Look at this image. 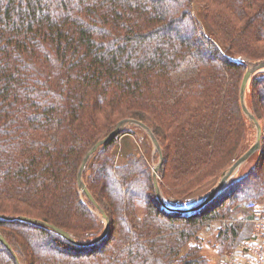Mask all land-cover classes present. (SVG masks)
I'll use <instances>...</instances> for the list:
<instances>
[{"label":"trees","instance_id":"obj_1","mask_svg":"<svg viewBox=\"0 0 264 264\" xmlns=\"http://www.w3.org/2000/svg\"><path fill=\"white\" fill-rule=\"evenodd\" d=\"M263 58L264 0H0V215L43 221L0 216L17 255L0 241V264H206L203 245L224 251L242 232L233 221L192 240L232 214L235 192L264 194V147L209 204L180 212L160 200L143 155L117 156L120 137L139 127L126 126L91 156V178L84 171L112 219L91 244L106 221L93 230L96 205L78 174L95 143L136 118L161 144L164 196L186 199L245 153L240 86L246 61ZM250 95L263 123L264 72Z\"/></svg>","mask_w":264,"mask_h":264},{"label":"rangeland","instance_id":"obj_2","mask_svg":"<svg viewBox=\"0 0 264 264\" xmlns=\"http://www.w3.org/2000/svg\"><path fill=\"white\" fill-rule=\"evenodd\" d=\"M196 8H197V10L196 11L193 10V13L196 16L199 15L200 17H202L203 16V14H202L203 6L201 8L199 4L198 5L196 4ZM246 97H247V103L252 105L249 88H247ZM261 119H262V122H263L262 125H263L264 124V116ZM250 124H251L252 129L250 130L249 140L247 142L245 140L244 147H246V149L244 152H246L256 142V137H257L256 136V128H255V125H253L252 123H250ZM263 136H264V133H263ZM263 147H264V137H263V144H262L261 148L259 150H257L256 152H254L244 162V164L242 165L243 166L242 168L239 167L235 171V173H233V175L227 181V183L230 180L236 179L237 177L246 174L252 168V166L256 163V161H258L259 154L263 150ZM115 148H116L115 151H116L118 157H123L127 153H130V152L139 153V154L143 155L145 157V159L147 160L148 164L151 166L152 171H153V177H154V172H155L154 169H155V166L160 161V153L158 152L156 145L153 142L152 138L150 137V135L148 134V132L144 128H142L140 126L134 127V131L122 135L120 137V139L118 140V143H117ZM242 155L243 154H240L239 156L236 155V157L233 158V163L238 158H240ZM92 173H93V170H92V167L90 165V167L88 169H86V171H85V178L86 179L91 178ZM223 173L221 175H218L214 179H212L213 181L210 180V181H212L211 184H213V182H214V184H213L214 186L209 187L211 184H208V186L205 188L204 184H203L202 186H199L195 190H193L190 193V195L187 196V198L184 200H182L178 197H173V201H174L175 205L189 206V205L195 204V203L199 202L200 200L204 199L208 195V193H210V191L219 183V181L221 180V178L223 176ZM158 180H160V173L158 175ZM238 185H239V183L235 184L234 187H236ZM207 189H209L207 191V193H205L201 198H199V196L203 192H205V190H207ZM239 193L240 192L237 191V193L235 192V195H233V197H234L233 200H235V202H238V204H237V206L234 207L235 209L232 211V214L225 219H218V220H214V221L210 222V224L212 225V228L210 229V231H206L207 229H206V225H205V227L202 229V230H205V233H202L201 236L198 238V240L194 239V240H192V242H196V243L201 244V245H202V243H201L202 240L204 242H207L208 239L213 237L215 232L222 227L221 225H222L223 221H225V222L233 221L234 224L244 228V225L247 223V222H245L246 221L245 219L249 216V211L246 209V203L250 200H255V201H259V202L263 201L264 202V194H262V196H259V197H246V198H243L242 200H240L241 196L239 195ZM222 196L223 195H221L220 197H222ZM228 202H230V199L227 201V203ZM140 212L142 213V209ZM93 213L96 215V220H95L96 225H95V227L92 226V228H94L93 230H95V232L98 233L103 228V225H104L103 221L105 220V218L103 217L102 212L99 211V209L96 207H93ZM108 218L110 221L112 220V219H110L109 216H108ZM109 228H110V230H112V223L111 222L109 223L108 227L106 224L104 231L105 230L108 231ZM243 228H242V231H243ZM202 230H201V232H202ZM241 235H242V232H241L240 236ZM211 241H214V239H211ZM228 242H229V239H228ZM235 242L227 245L228 247L225 248L224 251H222V252L218 251L212 245L211 246L203 245L204 247L202 248V252L204 255H206V258H207L206 264H213V263L217 264L220 256L222 254L229 252ZM187 248H188V246L186 247V249Z\"/></svg>","mask_w":264,"mask_h":264},{"label":"water","instance_id":"obj_3","mask_svg":"<svg viewBox=\"0 0 264 264\" xmlns=\"http://www.w3.org/2000/svg\"><path fill=\"white\" fill-rule=\"evenodd\" d=\"M247 64V69L243 75L242 81H241V86H240V100H241V104H242V109L245 113V115L247 116V118L249 119V122L252 123L253 125H255L256 128V142L240 157L238 158L227 170L224 171L223 176L221 178V180L219 181V183L210 191V193H208V195L200 200L199 202L189 205V206H179V205H175V204H170V202L166 199V197L163 194V191L161 189L159 180H158V171L160 166L163 163L164 160V154L161 148V144L159 142V140L157 139L154 131L147 125L145 124L143 121L136 119V118H126L121 120L116 127L111 130L104 138L100 139L97 143H95L90 150L87 152L80 170H79V174H78V184L79 187L81 189L82 192H84L87 197L96 205V207L99 209V211L102 212L103 217L106 220V224L107 227L110 223V220L108 218L107 213L103 210V208L100 206V204L97 202V200L94 198L93 194L91 193L90 189L88 188L85 180H84V171L86 169L87 163L89 161V159L91 158V156L98 150V148L100 146H102L103 144L108 143L110 140H112L116 135H118L120 132H122V130L130 125V124H135L138 125L142 128H144L148 134L150 135V137L152 138L153 142L156 145V148L158 150V152L160 153V161L158 162V164L155 166L154 169V184H155V189L157 191V194L160 198V200L162 201V203L169 209L172 210H176V211H180V212H187V213H192L198 209H201L203 206L209 204L214 198H216L220 192L223 190L224 186L227 184V181L231 178V176L233 175V173H235V171L242 165L244 164V162L257 150H259L263 144V133H264V128L263 125L261 123V120L258 118V116L255 114L252 106L250 104L247 103V97H246V92H247V88L251 89V84H252V80L254 75H256L259 72H264V58L263 59H258V60H250V61H246ZM1 217H5L7 219H13V220H24V221H28L31 222L33 224H43V221L37 219V218H33L30 216H25V215H19V216H7V215H0ZM51 228L55 229L57 232L61 233L63 236H65L67 239L77 242V240L72 236V234L70 232H68L67 230L60 228L56 225L53 224H48ZM107 233V230H105L103 232L102 235H100L98 238L90 241V242H86L84 244H91L97 240L102 239ZM0 241L9 249L11 250L14 254L15 251L12 247V245L10 244V242L7 240V238L4 236V234L2 232H0ZM15 256H17L15 254Z\"/></svg>","mask_w":264,"mask_h":264},{"label":"built area","instance_id":"obj_4","mask_svg":"<svg viewBox=\"0 0 264 264\" xmlns=\"http://www.w3.org/2000/svg\"><path fill=\"white\" fill-rule=\"evenodd\" d=\"M249 216L245 219L250 225L229 252L221 257V264H264V202L250 200L246 203ZM245 226V225H244ZM212 225H206L210 231Z\"/></svg>","mask_w":264,"mask_h":264},{"label":"crops","instance_id":"obj_5","mask_svg":"<svg viewBox=\"0 0 264 264\" xmlns=\"http://www.w3.org/2000/svg\"><path fill=\"white\" fill-rule=\"evenodd\" d=\"M242 165H243V164H242ZM242 165L240 166L241 168L243 167ZM241 168H240V169H241ZM212 181H213V180H212ZM212 181H209V182L205 183V184H204V187L206 188V187L208 186V184H211ZM213 184H214V182H213ZM213 184H211L209 187L214 186ZM204 187H203V188H204ZM208 190H209V189L205 190V192H203V193L199 196V198H201L205 193H207ZM199 198H198V199H199ZM198 199H197V200H198ZM247 230H250V225L246 223L245 226H244V228H243L242 235H244V233H246ZM202 233H205V230H202V232L200 233V235H201ZM222 255H223V254H222ZM222 255L220 256L219 261L217 262V264H221V257H222ZM213 264H214V263H213Z\"/></svg>","mask_w":264,"mask_h":264}]
</instances>
